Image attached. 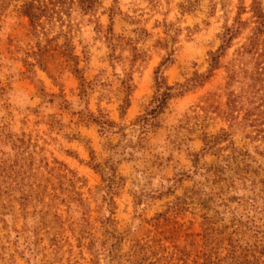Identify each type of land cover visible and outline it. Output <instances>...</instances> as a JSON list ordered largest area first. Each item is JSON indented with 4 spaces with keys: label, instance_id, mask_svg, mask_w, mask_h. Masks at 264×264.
<instances>
[{
    "label": "rangeland",
    "instance_id": "rangeland-1",
    "mask_svg": "<svg viewBox=\"0 0 264 264\" xmlns=\"http://www.w3.org/2000/svg\"><path fill=\"white\" fill-rule=\"evenodd\" d=\"M28 1L0 0V264H264V154L226 118L252 23L212 69L254 0L48 1L37 29ZM163 63L188 89L145 128Z\"/></svg>",
    "mask_w": 264,
    "mask_h": 264
},
{
    "label": "trees",
    "instance_id": "trees-1",
    "mask_svg": "<svg viewBox=\"0 0 264 264\" xmlns=\"http://www.w3.org/2000/svg\"><path fill=\"white\" fill-rule=\"evenodd\" d=\"M48 1L54 5H60L63 0H29L23 6V14L26 15L34 27L41 26L43 18L54 17L55 9L48 5ZM92 4L88 0L83 3ZM4 2L0 5V13L3 10ZM252 16L247 21L238 17L232 27H228L223 34L222 44L212 56V69L219 67L221 59L226 55L233 41L242 34L250 23L253 24L251 34L246 43L240 46L235 57L228 63V102L226 118L231 123L230 127L244 135L246 140L256 152L264 154L261 147L264 144V8L260 1L254 0L251 6ZM163 63L156 71V83L158 91L150 103L143 123L145 128L156 127L159 117L164 113L169 101L175 96V92H185L187 85L169 86L166 83ZM102 131L112 132V121L102 116L97 120ZM231 133L223 130L220 136L215 139L206 138V147L202 153L212 152L217 144L227 141ZM234 144V143H232ZM199 154V155H201ZM239 147L233 146L229 159H236L239 156H248ZM232 256L233 261L241 260L235 246ZM245 259V258H243ZM239 260V261H238Z\"/></svg>",
    "mask_w": 264,
    "mask_h": 264
}]
</instances>
